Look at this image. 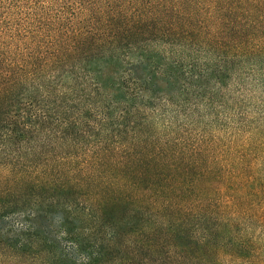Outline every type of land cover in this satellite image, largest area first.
<instances>
[{
  "label": "trees",
  "instance_id": "16d2710c",
  "mask_svg": "<svg viewBox=\"0 0 264 264\" xmlns=\"http://www.w3.org/2000/svg\"><path fill=\"white\" fill-rule=\"evenodd\" d=\"M250 80L264 0H0V264H264Z\"/></svg>",
  "mask_w": 264,
  "mask_h": 264
},
{
  "label": "rangeland",
  "instance_id": "374dc122",
  "mask_svg": "<svg viewBox=\"0 0 264 264\" xmlns=\"http://www.w3.org/2000/svg\"><path fill=\"white\" fill-rule=\"evenodd\" d=\"M241 85H243L245 89L243 93V99L246 100V102L244 104H246V108L251 109L249 114L252 116V118H260V116L264 115V90L258 87L257 82L254 80L247 81ZM229 108L234 109L236 108V105L229 104ZM203 115L204 120L211 119V113L209 111H204ZM211 124L213 126L216 125L213 122Z\"/></svg>",
  "mask_w": 264,
  "mask_h": 264
}]
</instances>
